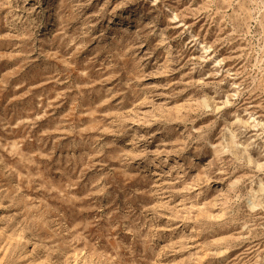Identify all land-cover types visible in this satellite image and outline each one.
I'll return each instance as SVG.
<instances>
[{
    "label": "rangeland",
    "instance_id": "1",
    "mask_svg": "<svg viewBox=\"0 0 264 264\" xmlns=\"http://www.w3.org/2000/svg\"><path fill=\"white\" fill-rule=\"evenodd\" d=\"M0 264H264V0H0Z\"/></svg>",
    "mask_w": 264,
    "mask_h": 264
}]
</instances>
